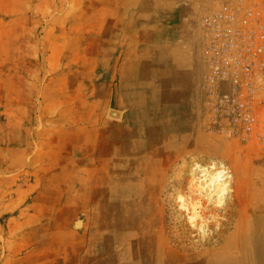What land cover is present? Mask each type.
I'll use <instances>...</instances> for the list:
<instances>
[{
    "label": "rangeland",
    "instance_id": "1",
    "mask_svg": "<svg viewBox=\"0 0 264 264\" xmlns=\"http://www.w3.org/2000/svg\"><path fill=\"white\" fill-rule=\"evenodd\" d=\"M122 1L0 0V264H106L109 259L119 263L122 232L130 229L138 205L124 196L92 203L87 182L92 160L100 177L104 174L105 118L116 126L131 116L112 74L121 67L120 56L127 69L137 62L153 65L162 58V49L169 55L176 47L184 48L182 90L198 100L190 117L198 120L192 139L202 136L204 148L187 143L182 148L179 136L170 137L173 132L187 135L190 131L178 122L184 111L172 106L164 117H153L159 156L151 196L157 224L182 223L192 239L206 238L239 207L233 194L237 172L264 171V79L254 98L258 121L252 137L228 138L212 122L206 58L209 33L204 20L218 0ZM140 9L147 13L146 19L133 13ZM131 24L139 28L136 44L149 45V52L141 49L137 56L123 52L134 47L128 45L134 40L127 30ZM155 25L163 36L156 39L163 41L160 45L141 36L143 29L148 31L146 26L158 30ZM111 31L118 35L110 39ZM162 61L153 69L155 74L163 72L154 95L168 106L178 70L176 61L167 69L158 68ZM142 75L143 82L153 79L151 71ZM148 96L144 93L145 103ZM195 158L211 168L224 167L230 179L234 175L225 196L204 176L198 184L191 182L190 163ZM115 174L120 176L122 171ZM116 187L111 182L105 192ZM194 211L196 225L188 219Z\"/></svg>",
    "mask_w": 264,
    "mask_h": 264
},
{
    "label": "bare ground",
    "instance_id": "2",
    "mask_svg": "<svg viewBox=\"0 0 264 264\" xmlns=\"http://www.w3.org/2000/svg\"><path fill=\"white\" fill-rule=\"evenodd\" d=\"M146 18V15L140 16V20ZM146 27L148 31L143 29L142 33L141 31L140 33L147 41L162 37L161 33H159L158 25L154 26L158 28V30H154L155 32L149 26ZM138 29L135 24L127 27V30L133 34L134 39L128 45L134 44V47L124 48V53H133V56H137L141 49L146 52L150 51L149 45L140 47L136 44ZM112 35H118V33L111 31L109 33L110 39H112ZM109 38L108 40H110ZM161 54L162 58L159 61L162 59L163 61L160 62L158 68L167 69V66L172 67V60L174 59L176 61L174 66L178 70L174 78V83H176L174 88L176 90L172 91L173 94L170 98L173 99L170 100L171 103L168 106L161 105V99L154 95L155 90L160 88L162 83L159 78L163 76V72L155 74L153 70L157 67L156 64L159 61L155 63L153 61V65L150 62L146 63V65L137 62L135 67L124 69V66L122 67L125 63L124 58L121 56L117 57V64L121 67H118L112 74L115 76L118 89L123 91L124 101L122 102H125V107L128 106L130 108L129 112L131 116L127 121L124 120L116 126L105 118L104 124L106 126L104 127L106 128L104 132H106V135L104 137L107 152L103 154L104 164L102 172L104 174L101 177L100 169H96L95 160L91 161V177L88 179L87 185L91 191L90 201L92 203L106 200L109 197L115 200L120 196H124L129 201L138 205L135 215L132 216L134 218L129 224L130 229L122 232L123 247L119 254L118 264H264V171H258L259 169L248 168L245 170L244 168V170L237 172L236 179L234 180H237L238 177L239 182L237 181V189L233 194L236 196L239 207L233 212L225 214L226 219L220 221L221 223L218 224L220 228H217L210 236L197 241L187 235L185 229L182 227L183 225L181 226L182 223L175 222L174 225L170 226L156 223L157 219H155L152 213L153 203L151 195L152 186L157 179V157L159 156V152L155 148L157 136H155L153 117L162 115L164 117V114H166L169 108L172 109V106L175 109H179V111H184L185 113L178 119V122L180 127L189 126L190 131L187 135L173 132L170 134V137L176 138L179 136L177 141H179V145L182 148L192 144L196 145V147L204 148L203 144L201 145L203 142L200 141L202 136L197 137L196 141L192 139L195 137L193 133L196 132L198 125L196 123L197 118L195 120L190 117L194 115L193 111L198 100L196 101L192 95L182 90L186 79L184 74L186 51L184 48L176 47L171 50L169 55H167L166 49H162ZM165 59L168 60L167 64ZM145 70L152 72L153 79L143 82L142 74ZM144 93L149 95L148 103H145L143 99ZM189 120L193 122L190 124ZM252 158L250 156V159ZM190 165L189 173L192 175L191 182L193 184L195 181V183L200 182L202 180L201 177L204 176L203 178L209 183V186H215L218 194L223 195V193L226 194V191L228 192L229 183L232 181L234 175H231L230 179L225 174L226 170L224 167L211 168L208 162L196 158L191 161ZM117 171H122V174L117 176L115 174ZM174 173H176L175 170ZM166 174L161 175L165 178ZM175 180L173 179V181ZM111 182H116L117 187L107 193L105 192V187ZM217 182H220V184L216 188ZM162 189L165 190L164 188ZM163 215L165 216V214ZM128 218H130V214ZM195 218V211L193 214L188 215L190 222L196 225ZM111 260L109 259L106 264H112Z\"/></svg>",
    "mask_w": 264,
    "mask_h": 264
},
{
    "label": "built area",
    "instance_id": "3",
    "mask_svg": "<svg viewBox=\"0 0 264 264\" xmlns=\"http://www.w3.org/2000/svg\"><path fill=\"white\" fill-rule=\"evenodd\" d=\"M217 4L204 20L212 122L228 138H250L264 79V0Z\"/></svg>",
    "mask_w": 264,
    "mask_h": 264
},
{
    "label": "crops",
    "instance_id": "4",
    "mask_svg": "<svg viewBox=\"0 0 264 264\" xmlns=\"http://www.w3.org/2000/svg\"><path fill=\"white\" fill-rule=\"evenodd\" d=\"M124 1V0H123ZM122 1V2H123ZM136 3V2H135ZM135 5V4H134ZM169 9H174L175 7L173 6H169L168 7ZM119 9H121V8H119ZM150 11V10H149ZM133 13H140L141 15H146L147 13L145 12V11H142L141 9L140 10H135V11H133ZM150 16V17H149ZM148 17H149V19L151 20V19H153V17H151V14L149 15ZM125 17V16H124ZM155 18V17H154ZM151 27V26H150ZM179 32L181 33L182 31L179 29ZM162 38H163V36H162ZM165 40V39H164ZM167 41H169V40H167ZM156 42H159V43H156V45H160V43H162L163 41L162 40H156ZM174 43V42H173ZM173 62H174V59L172 60Z\"/></svg>",
    "mask_w": 264,
    "mask_h": 264
}]
</instances>
